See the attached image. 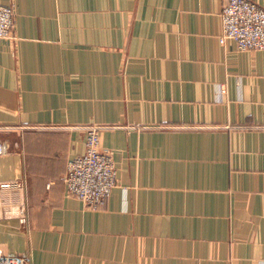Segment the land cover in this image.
<instances>
[{
  "label": "crops",
  "instance_id": "0c3cea01",
  "mask_svg": "<svg viewBox=\"0 0 264 264\" xmlns=\"http://www.w3.org/2000/svg\"><path fill=\"white\" fill-rule=\"evenodd\" d=\"M224 4L0 0V183L26 214L0 194V255L264 264V51L221 43ZM90 127L118 170L98 210L64 181Z\"/></svg>",
  "mask_w": 264,
  "mask_h": 264
},
{
  "label": "built area",
  "instance_id": "2783aa9c",
  "mask_svg": "<svg viewBox=\"0 0 264 264\" xmlns=\"http://www.w3.org/2000/svg\"><path fill=\"white\" fill-rule=\"evenodd\" d=\"M15 10L0 5V38L11 39L14 29ZM222 44L232 41L239 51H264V8L253 0H225L223 13ZM86 151L68 163L65 176L67 194L80 200L87 208L98 210L106 203L118 185V171L113 154L103 150L99 129L90 127L86 135ZM7 150L0 143V156ZM16 193L22 196L16 200L23 222L26 214L23 210L25 188L21 182L0 183V194ZM3 203V202H2ZM0 202V211L4 206ZM7 213L12 214L9 209ZM0 264H29L24 256L0 255Z\"/></svg>",
  "mask_w": 264,
  "mask_h": 264
},
{
  "label": "rangeland",
  "instance_id": "374dc122",
  "mask_svg": "<svg viewBox=\"0 0 264 264\" xmlns=\"http://www.w3.org/2000/svg\"><path fill=\"white\" fill-rule=\"evenodd\" d=\"M115 161V160H114ZM118 171V170H117Z\"/></svg>",
  "mask_w": 264,
  "mask_h": 264
}]
</instances>
